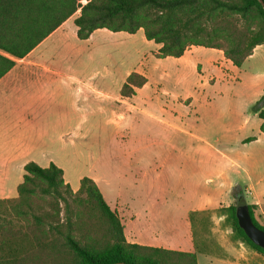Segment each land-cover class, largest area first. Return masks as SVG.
<instances>
[{
	"label": "rangeland",
	"instance_id": "374dc122",
	"mask_svg": "<svg viewBox=\"0 0 264 264\" xmlns=\"http://www.w3.org/2000/svg\"><path fill=\"white\" fill-rule=\"evenodd\" d=\"M77 15L78 11L71 19ZM66 27L63 46L56 42L60 32L49 41L57 56L54 68L92 84L94 91L64 99L67 113L86 114L87 121L65 116L59 128L51 129L53 137L61 134L60 139H51L48 157L36 160L46 165L49 158L63 170L73 189L78 188L80 178L93 179L113 208L115 201L126 202L131 210L139 208L150 192L161 216L174 219L182 233L189 225L190 211L214 206L205 211L210 231L224 250L239 257L233 252L236 246L229 230L220 228L221 219L214 211L235 201L236 187L247 203L261 202L262 213H257L259 221H264V139L261 135L250 139L259 134V119L252 107L263 89L252 83L247 64L233 68L227 83L209 88L200 85L192 67L183 68L172 57L157 58L154 43L143 42L141 33L97 32L79 40L74 24ZM191 58L202 64L205 79L213 72L217 55L202 48ZM257 68L261 81L264 66ZM129 71L144 72L149 86L130 98L133 107L123 113L121 121L110 110L99 108L107 102L103 94H118ZM192 86H196L194 91ZM188 88L201 99L194 104L196 109L178 101ZM206 95L213 98L209 104L203 100ZM124 225L127 232L130 223L125 220ZM160 236L158 241L163 243L170 234L165 231ZM173 240L184 247L187 238ZM240 247L255 257L253 264H264V255ZM197 263L231 264L206 254H198Z\"/></svg>",
	"mask_w": 264,
	"mask_h": 264
},
{
	"label": "trees",
	"instance_id": "16d2710c",
	"mask_svg": "<svg viewBox=\"0 0 264 264\" xmlns=\"http://www.w3.org/2000/svg\"><path fill=\"white\" fill-rule=\"evenodd\" d=\"M84 1V3H82ZM264 3V0H262ZM79 40L98 29L134 34L159 45L157 58L180 57L190 46L221 50L240 67L264 44V9L258 0H0V77L71 18ZM145 77L132 72L120 88L131 97ZM264 139V94L252 107ZM16 196L0 199V264H197L196 252L224 256L205 211L190 212L194 251H176L127 242L124 225L96 183L79 180L73 191L53 163L23 166ZM235 201L214 211L230 241L264 255L238 226ZM252 223L264 231L257 206L247 203ZM206 214V215H205Z\"/></svg>",
	"mask_w": 264,
	"mask_h": 264
},
{
	"label": "crops",
	"instance_id": "0c3cea01",
	"mask_svg": "<svg viewBox=\"0 0 264 264\" xmlns=\"http://www.w3.org/2000/svg\"><path fill=\"white\" fill-rule=\"evenodd\" d=\"M73 19H67L23 58L16 59L11 57L14 61L13 67L0 77V199L16 196V194L12 195V193L16 192L17 185L22 182L24 174L23 166L27 162H35L41 167H47L50 163H53L48 158L47 164L43 165L39 163L36 158L43 159L45 156L48 157L50 151L49 143L51 139L54 138L59 140L61 136L58 132V134L53 137L51 129L54 131L55 127L59 128L61 123L64 122L63 120L65 119V116H68V119L80 123H86L87 121L86 114H75L74 110H72V113L70 111L67 113L65 110L64 99H66L67 96L83 94L87 91L90 94L94 91V87L92 84L86 83L76 75L73 76L67 73L61 74L57 71L54 68L53 62L57 56L55 52L50 50L51 44L49 43L51 38L60 32L56 42H59L63 46V43H65L64 37L67 29L66 26L67 24L73 23ZM74 32H76V28L74 29ZM97 32L110 33V31L105 29H98L92 32L86 40L90 39ZM138 33L142 34L141 40L143 42L148 44L152 42L147 41L144 38L141 29L134 34ZM130 36L133 35L130 34ZM202 48L205 47H188L180 57L175 58V62L183 66V68L187 66L192 67L195 70V73L199 76L201 86L207 85V87L213 88L218 83H227L232 76L233 68L237 67L232 65L229 60L225 59L221 50L206 48L211 50V52H214L217 55V58L212 61L213 72H209L204 79L205 70L202 64L198 60L192 62L193 59L191 58L194 54L201 52ZM154 49L155 51L153 54H156L159 45L154 43ZM167 58L170 57H165V59ZM243 64H247L246 70L251 73V77L254 79L252 83L254 85H259L263 89V92L259 95L260 97L264 94V79L259 81L257 67L264 66V44L256 46L253 49L252 54L244 60L242 65ZM132 72L129 71L126 74L124 82L126 77ZM136 73L145 77L146 82L142 87L136 88L135 93L131 97H136L149 86V79L144 75V72ZM121 86L118 89V94L115 96L110 97L109 95L103 94L107 102L104 106H100L99 109L100 111L110 110L111 113L117 116V119L122 121L124 120L123 113L129 111L133 105L130 104L131 97H123L120 95ZM190 88L186 91L183 99L178 98V101L183 103V107L196 109L194 104L198 103L201 99L195 96ZM191 89L194 91L196 86H192ZM197 95H200V93ZM201 95H203V93H201ZM203 100H205V103L209 104L213 98L206 95ZM254 116L257 117L255 113ZM260 122L259 119V126ZM260 135L262 136L259 130V134L250 139L258 140ZM65 182L67 183L66 180ZM71 189L73 191L77 190L73 188ZM145 203L140 205L139 208H132V210L126 202L115 201V203L112 204L114 208L107 203L110 208L117 211L122 223H125V220L130 223V228L127 232L123 223L124 237L127 242L168 250L186 252L194 251L190 223L189 225L186 224L184 226V233H182L174 219L161 216V213L157 208V200L154 196L151 197L150 192ZM248 203L256 205L257 212L262 213L263 206L261 202L251 200ZM212 207L200 208L190 212L212 210ZM165 231L170 234V237L166 238L164 236V241L161 243L158 240H160V235H164ZM182 236L187 238L183 245L184 247L180 246L179 243L173 240ZM240 245L241 244H235L236 248H234L235 251H233L238 252L239 257H234L229 254L220 244L219 246L224 252V256L215 257L231 264H253L252 260L255 257L243 252ZM198 254L204 253L196 252V262Z\"/></svg>",
	"mask_w": 264,
	"mask_h": 264
},
{
	"label": "water",
	"instance_id": "95a60500",
	"mask_svg": "<svg viewBox=\"0 0 264 264\" xmlns=\"http://www.w3.org/2000/svg\"><path fill=\"white\" fill-rule=\"evenodd\" d=\"M264 9L262 0H258ZM235 217L238 226L243 230L247 238L256 246L264 249V231L257 228L249 216L247 202L244 199L238 200L235 207Z\"/></svg>",
	"mask_w": 264,
	"mask_h": 264
}]
</instances>
